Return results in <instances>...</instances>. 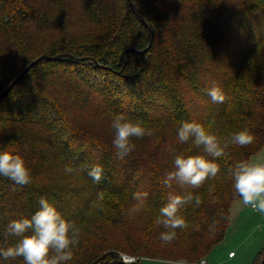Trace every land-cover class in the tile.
I'll return each instance as SVG.
<instances>
[{
  "label": "trees",
  "instance_id": "trees-1",
  "mask_svg": "<svg viewBox=\"0 0 264 264\" xmlns=\"http://www.w3.org/2000/svg\"><path fill=\"white\" fill-rule=\"evenodd\" d=\"M133 3L148 26L125 0H0V42L14 50L9 56L0 48V93L34 59L62 55L40 59L0 100V152L22 156L32 176L24 186L0 176V247L18 242L14 236L5 240L7 224L31 218L42 197L70 221L85 205L92 211L93 196L82 206L70 197L83 186L131 198L148 193L142 206L148 232L159 231L152 238L154 258L199 262L224 239L239 198L228 170L264 146V0ZM152 35L145 53L127 51L121 62L127 48L147 47ZM213 85L222 89L223 103L208 95ZM120 114L154 130L123 160L112 144L111 123ZM185 121L204 125L221 141L244 129L256 139L246 147L230 145L216 160L221 174L201 188L175 182L164 188L175 155L211 159L191 141H179L177 130ZM96 164L104 168L100 183L88 176ZM66 165L74 171L66 173ZM186 191L199 194L203 203L181 210L188 227L164 245V229L155 223L159 209L170 194ZM214 217L220 224L213 235L208 226ZM120 251L146 254L139 246L93 250L88 257L80 254L79 264H124ZM0 264L24 262L0 256ZM255 264H264V251Z\"/></svg>",
  "mask_w": 264,
  "mask_h": 264
},
{
  "label": "clouds",
  "instance_id": "clouds-1",
  "mask_svg": "<svg viewBox=\"0 0 264 264\" xmlns=\"http://www.w3.org/2000/svg\"><path fill=\"white\" fill-rule=\"evenodd\" d=\"M208 95L214 103H223L225 95L222 89L213 85L208 89ZM114 130L112 141L115 154L123 160L132 153L136 144L135 139L154 135V130L146 128L139 120L126 118L124 115H116L111 123ZM181 143H191L195 148L203 149L205 155L174 156L175 170L168 172L162 181L164 188H172L173 182L180 187L190 186L192 189L201 188L209 179H215L221 174L218 158L226 155L225 150L230 145L246 147L254 143L256 137L248 129L230 134L221 141L211 133L204 125L197 122H182L177 130ZM66 173H72L74 168L66 165ZM228 175L233 182L234 194L237 195L244 207H251L255 211L264 214V157H258L255 161L242 160L228 170ZM0 176L7 178L16 185L24 186L31 183V169L25 159L11 151L0 152ZM88 176L95 183L104 179V168L100 164L93 165L88 170ZM147 192L133 194L137 202L129 210L130 213L140 211L147 200ZM102 198V197H101ZM203 203L199 194L186 191L182 195L168 197V202L159 209V215L155 220L156 225L164 230L159 234L160 241L170 244L177 239V229H186L188 223L181 210L188 205L200 207ZM40 208L31 218H19L10 221L4 232L5 240L9 236L18 237L19 240L13 246L0 247V256L5 259L21 257L24 264H67L73 259V249L81 240V228L75 221L66 219L57 208L45 198L39 200ZM220 219L213 218L208 226V231L215 234ZM124 264H136L137 260H150L149 257L128 256L120 253ZM151 264H188L185 259H155ZM199 264H208L205 258L199 260Z\"/></svg>",
  "mask_w": 264,
  "mask_h": 264
},
{
  "label": "rangeland",
  "instance_id": "rangeland-1",
  "mask_svg": "<svg viewBox=\"0 0 264 264\" xmlns=\"http://www.w3.org/2000/svg\"><path fill=\"white\" fill-rule=\"evenodd\" d=\"M4 44L7 42L2 40L0 42L1 51L7 55L13 54L14 50L8 49ZM143 138H134L133 142L138 146L144 142ZM91 196H93L90 200L94 204L93 210L87 211L88 207L85 205V201H88ZM70 197L80 203L77 204L78 206L85 205V208L75 220L81 228V240L75 247L78 255L73 254L74 259L68 261L67 264H79L82 261H79L80 254L88 257L90 251L93 250L103 251L109 248L125 250L131 246H139L140 250H145L146 254L139 257L151 258L150 260H139L140 264H151L152 260L164 259L154 258L150 255L151 247L156 246L153 244L152 238L159 231L148 232L151 223L149 214L143 207L138 212L130 213L129 210L135 204L130 195L102 194L83 186ZM94 199L96 200L94 201ZM242 208L243 212L237 219V214ZM263 217L264 214L244 207L238 198L233 205L232 216L224 239L205 257L208 264H255L259 252L264 251ZM229 251L237 253V257L233 261L227 259ZM193 262L197 261H188V264Z\"/></svg>",
  "mask_w": 264,
  "mask_h": 264
},
{
  "label": "water",
  "instance_id": "water-1",
  "mask_svg": "<svg viewBox=\"0 0 264 264\" xmlns=\"http://www.w3.org/2000/svg\"><path fill=\"white\" fill-rule=\"evenodd\" d=\"M126 3L132 7L133 11L135 12V14L137 15V17L140 19V21L145 24L146 26H148V22L147 20L142 16V14L137 10V8L134 6V3H133V0H125ZM152 41H153V35H152V38L148 44L147 47L143 48V49H137V48H134V47H129L127 48L122 56H121V62H125V56L124 54L127 52V51H135V52H139L141 54L145 53L152 45ZM42 58H46V59H60L62 58V55H57V56H49V55H43V56H40L36 59H34L32 62H30L19 74L18 76L3 90V92L0 93V100L6 96L8 94V92L11 90V88L19 81V79L25 74L28 72V70L33 66L35 65L40 59Z\"/></svg>",
  "mask_w": 264,
  "mask_h": 264
},
{
  "label": "crops",
  "instance_id": "crops-1",
  "mask_svg": "<svg viewBox=\"0 0 264 264\" xmlns=\"http://www.w3.org/2000/svg\"><path fill=\"white\" fill-rule=\"evenodd\" d=\"M258 157H264V146L258 151V152H256L254 155H252V157H251V159H250V161H255ZM238 199V198H237ZM237 199H235L234 201H233V203H232V206H231V216H232V209H233V205L236 203V200ZM249 208H251V207H249ZM252 209V208H251ZM252 210H254V209H252ZM255 211V210H254ZM243 212V208L239 211V213L237 214L238 216H237V219H238V217H240L241 216V213ZM255 212H257V211H255ZM259 213V212H258ZM264 218V217H263ZM264 220V219H263ZM229 252H231V251H229ZM236 257H237V253H235V256H229V253H228V257H227V259H229L228 261H230V260H234V259H236ZM206 259V258H205Z\"/></svg>",
  "mask_w": 264,
  "mask_h": 264
},
{
  "label": "built area",
  "instance_id": "built-area-1",
  "mask_svg": "<svg viewBox=\"0 0 264 264\" xmlns=\"http://www.w3.org/2000/svg\"><path fill=\"white\" fill-rule=\"evenodd\" d=\"M120 253H125V252H119V257L124 262V260L122 259ZM125 254L128 255V256H134V257L139 258V256H135V255L128 254V253H125ZM229 256H235V252L234 251L229 252ZM137 261H139V259ZM192 264H199V262H193Z\"/></svg>",
  "mask_w": 264,
  "mask_h": 264
}]
</instances>
